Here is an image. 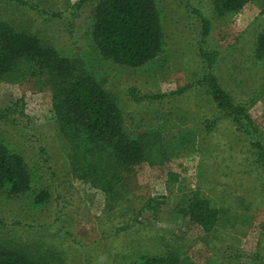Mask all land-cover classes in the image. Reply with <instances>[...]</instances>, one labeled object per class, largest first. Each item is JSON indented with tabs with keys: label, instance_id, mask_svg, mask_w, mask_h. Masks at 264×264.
<instances>
[{
	"label": "rangeland",
	"instance_id": "rangeland-1",
	"mask_svg": "<svg viewBox=\"0 0 264 264\" xmlns=\"http://www.w3.org/2000/svg\"><path fill=\"white\" fill-rule=\"evenodd\" d=\"M98 1L20 0L65 15L53 18L17 0H0V21L26 28L66 56L80 57L83 68L116 99L127 132L162 125L169 159L160 167L134 166L128 184L111 201L73 174L50 90L0 78V108L22 97L28 116L20 124L0 121V137L34 168L32 188L49 193L47 202L36 207L29 193L8 197L0 192V220L6 223L0 237L40 245L54 255L50 264H111L114 254H129L133 261L167 253L188 256L196 264H264V175L251 166L242 136L227 119L218 118L211 98L196 85L161 100L135 102L127 92L135 87L140 94H168L195 83L203 74L200 48L216 50L213 72L233 100L247 106L264 143V56L258 59L253 52L264 28V0H248L224 16L213 14L212 0H154L165 43L156 57L136 68L96 56L89 30ZM76 2L82 3L73 7ZM197 12L210 21L207 35L201 33ZM172 122L187 124L194 145L169 138L166 132L173 131L166 128ZM39 147L45 148L47 162ZM169 170L176 173L173 181ZM197 194L226 210L212 233H204L182 211L183 200ZM155 196L165 197L157 217L126 226Z\"/></svg>",
	"mask_w": 264,
	"mask_h": 264
},
{
	"label": "trees",
	"instance_id": "trees-1",
	"mask_svg": "<svg viewBox=\"0 0 264 264\" xmlns=\"http://www.w3.org/2000/svg\"><path fill=\"white\" fill-rule=\"evenodd\" d=\"M17 1L43 15L53 18L65 16L62 12H49L37 8L35 4ZM247 1L212 0V11L215 16H224L240 10ZM81 3L76 2L72 6L78 7ZM197 15L201 21V33L207 35L210 21L198 12ZM163 31L162 14L154 0H99L89 30L98 58L131 68L144 65L163 50ZM253 52L258 59L264 56V28L256 37ZM217 55L216 50L200 48L203 74L195 83L185 84L168 94H140L135 87H128L127 92L133 101L140 102L144 99L161 100L168 95H180L194 85L201 87L214 103L218 118L227 119L242 136L251 156V166L264 175V143L261 135L247 106L236 103L213 72ZM7 77L36 82L50 90L58 131L68 141L70 148L73 174L100 189L109 200L115 201L119 189H124V185L128 184L127 179L134 166L147 164L160 167L169 159L162 125L135 133L127 132L116 99L93 74L83 68L80 57L66 56L26 28L0 21V78ZM21 119L28 122L22 97L0 108V121L20 124ZM214 123L215 120L208 125ZM186 126L169 123L166 130L173 132L166 133H171L170 139L194 145V133ZM39 152L43 161L47 162L49 157L45 148L39 147ZM33 169L19 152L0 137L2 194L13 197L29 193L32 204L36 207L44 205L49 193L32 188ZM168 174L172 181L176 179V173L169 170ZM164 198H147L126 226L140 219L156 218ZM183 201V213L204 233L214 232L222 215L226 214L225 208L206 196L197 194ZM14 224L20 225L21 222L13 221ZM0 226L5 227L6 223L0 220ZM260 226L264 235V221ZM53 256L40 245L0 237V264H50ZM130 259L129 254H114L111 264H196L188 256L177 257L170 253L164 256H143L133 261Z\"/></svg>",
	"mask_w": 264,
	"mask_h": 264
}]
</instances>
